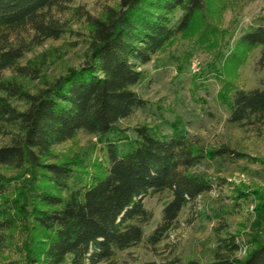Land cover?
<instances>
[{
	"label": "trees",
	"instance_id": "obj_1",
	"mask_svg": "<svg viewBox=\"0 0 264 264\" xmlns=\"http://www.w3.org/2000/svg\"><path fill=\"white\" fill-rule=\"evenodd\" d=\"M62 1L0 0V134L7 140L0 145V166L39 174L49 184L33 196L28 264H119L120 253L144 243L149 247L161 244L182 213L212 192L211 181L192 174L206 156L197 152L189 134L178 127H172L170 134H159L142 126L136 129L137 137L125 144L108 142L107 164L81 184L74 176L79 170L86 173L82 163L57 161L54 149L79 132L124 134L120 123L147 106L133 90L145 80L143 67L177 38L192 32L208 0H121L119 9H110L102 18L86 16L91 33L79 67L69 68L36 93L13 79L5 80L6 70L22 77L31 75L19 65L24 54L10 45V35L32 25L47 38L60 37V30L47 26L44 16ZM178 12L181 15L176 18ZM237 46L247 53L260 49L259 65L264 67V25L241 36ZM243 56L233 55L237 63ZM230 84L224 92L228 122L238 127L262 122L264 87L245 90ZM224 154L239 156L226 147L210 156ZM10 183L0 173V201ZM163 194L170 201L147 236L146 227L154 214L145 200ZM14 215L0 208V248L15 226ZM217 221L215 246L210 249L213 259L208 264H264V242H251L240 257L245 245L239 235L231 233L224 217L218 216ZM186 264L201 263L191 259Z\"/></svg>",
	"mask_w": 264,
	"mask_h": 264
},
{
	"label": "rangeland",
	"instance_id": "obj_2",
	"mask_svg": "<svg viewBox=\"0 0 264 264\" xmlns=\"http://www.w3.org/2000/svg\"><path fill=\"white\" fill-rule=\"evenodd\" d=\"M120 2L63 0L44 16L47 26L60 30L58 38H47L32 25L16 30L10 35V45L22 49L24 57L19 65L30 70L31 75L22 77L6 70L3 78L13 79L36 93L69 68L79 67L84 62L91 33L86 16L102 18L110 9H119ZM180 15L178 12L176 18ZM259 25H264V0H208L192 32L177 38L143 67L145 80L133 90L147 101V106L120 123L124 134L96 136L79 132L74 139L55 147L57 161L75 159L82 163L81 169L86 173L79 170L74 176L81 184L100 174V168L107 164L108 142L125 144L137 137L136 129L142 126L159 134H170L172 127H178L189 134L197 152L206 156L192 174L211 181L212 192L182 213L161 244L149 247L144 243L120 253L119 264L152 260L186 264L191 259L208 264L213 259L210 249L215 246L218 216L224 217L231 233L239 235L245 245L240 257L251 242H264V119L234 126L228 122L225 104L230 82L245 90L264 87L260 49L247 53L237 46L241 36ZM234 53L244 55L239 63ZM13 103L24 108L19 102ZM6 143L0 134V145ZM223 147L239 156H210ZM0 173L11 182L0 208L16 214L15 226L0 248V264H28L26 242L31 238L33 196L49 184L39 174L33 176L27 170L0 166ZM169 201L168 194L152 195L145 200L146 208L154 214L146 227L147 236L161 221L162 210ZM19 208L24 209L16 210Z\"/></svg>",
	"mask_w": 264,
	"mask_h": 264
}]
</instances>
